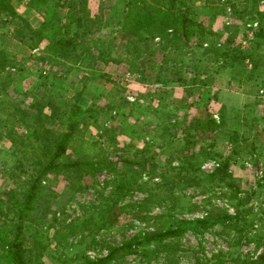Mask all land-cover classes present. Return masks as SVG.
<instances>
[{
    "label": "rangeland",
    "instance_id": "rangeland-1",
    "mask_svg": "<svg viewBox=\"0 0 264 264\" xmlns=\"http://www.w3.org/2000/svg\"><path fill=\"white\" fill-rule=\"evenodd\" d=\"M9 1L18 13L23 12L21 15L27 18L29 14L33 27L42 25L43 14L29 6L30 0ZM132 1L136 5L147 1L172 10L180 7L176 0ZM182 1L191 6L195 21L201 23L206 34L195 30L197 33L190 36L188 45L182 46L179 41L170 46L167 53L171 61L164 64L162 71L151 68L160 66L163 51L156 49L151 57H143L141 62L148 72L143 75L129 74L123 62L105 64L86 53H82L72 69L64 73L65 67L61 64H70V61L52 58L51 53L43 49L45 40L29 50L24 44L14 42L12 29L15 23L0 26V49L7 48L16 54L13 65L7 68L17 78L13 84L20 90L14 92L10 84L7 89L10 102L21 101L24 89L31 81L47 84L49 80H55L56 85L51 87L55 96L65 97L70 104L78 103L83 108L100 106L107 112L98 114L99 118L90 123L85 136L97 139L112 162L98 168L93 176H83L82 182L61 175L53 180L48 190L45 189L44 199L34 203L35 214L45 215L40 222L45 225L48 236L62 217L66 222L85 221L84 229L64 236L61 239L63 247L51 239L43 255L31 264H68L69 258L82 253L97 259L108 253L109 246L130 240H135L134 251L127 254L121 251L106 264L264 263L260 260V256H264V43L256 37V29L264 26V0ZM124 4L125 0H88L86 5L92 16L101 8L105 16L102 30H92L87 37L90 40L101 38L114 58L118 57L127 40L117 32L121 29L117 22L123 21ZM167 31L171 32L170 29ZM229 35H232L230 48L254 51L255 58H259V67L249 79L245 78L251 69L248 60L223 67L208 50L213 45H224ZM160 40L155 37L152 45L157 47ZM99 46H102L100 42ZM174 61L175 67L172 66ZM101 74L105 76L100 78ZM107 76L112 83L105 81ZM110 89L114 93L118 90V106L107 109L104 103L110 101L106 94ZM44 110L48 112V109ZM208 112L217 121L223 115L224 124L211 134L215 139V151L222 157H230L229 172L237 192L206 178L198 186L184 183L162 186L165 172L172 173L180 167L177 159L170 163L166 159L173 153V147L182 144L183 125L194 116ZM4 123L17 126L13 117L5 119ZM105 127L110 130L102 136ZM204 132L195 128L187 137L194 141L187 144L188 153L193 150L198 154L201 178L205 173L213 172L220 161L219 156L202 158L208 152L206 147L211 140L209 132ZM17 135L18 132L12 137ZM11 142L0 131V189L21 190L25 178L20 179L18 172L9 174L13 165H20L16 164L19 147H12ZM134 148H142L148 155L156 151L153 161L157 164V174L150 177L142 170L134 176L130 187L127 183L121 184L123 187L116 191L123 178L131 180L129 177L134 173L123 162ZM159 186L164 190L163 200L157 197ZM108 195L110 199L106 200ZM113 211L117 213V220L106 224L105 219ZM227 214L235 218L228 220ZM215 215L221 222L201 233L186 229L179 235L166 237L163 240L166 248L162 251L155 240L145 241V237L153 232L174 228L175 218L193 220ZM9 218L0 214V223L9 222ZM51 222L54 226L48 227ZM0 230L6 228L0 227Z\"/></svg>",
    "mask_w": 264,
    "mask_h": 264
},
{
    "label": "trees",
    "instance_id": "trees-1",
    "mask_svg": "<svg viewBox=\"0 0 264 264\" xmlns=\"http://www.w3.org/2000/svg\"><path fill=\"white\" fill-rule=\"evenodd\" d=\"M174 1L171 0V2ZM176 1L180 7L177 10H172L164 6L156 7L147 1L136 5L132 0H125V7L122 8L123 21L117 22L121 24V29L118 28L117 32L127 40L121 46L117 58L110 56V52L103 45L101 38L90 40L87 37L92 30L95 32L102 30L105 20L102 8L96 15L90 14V10L86 6L88 0H30L29 6L43 14L44 21L39 27H33L26 17L16 11L11 1L0 0V26H10L15 23L12 37L29 50L35 49L45 40L46 44L43 49L51 53L52 58L62 59L64 62L70 61V64H61L62 67H65L62 71L64 73L72 69L71 66L82 53H86L95 56L96 60L105 64L123 62L126 65L125 71L129 74L143 75L148 74L141 62L143 57H151L156 49L163 51L160 66L151 68V70L162 71L165 69V65L171 61L167 53L170 46L177 45L179 41L182 42V46L188 45L190 36L195 35L197 31L206 34L201 23L195 21L191 6L185 5L182 0ZM59 14H64V16ZM168 29L171 30L170 33L167 31ZM155 37L161 38L157 47L152 45ZM256 37L264 43V26L256 29ZM231 40L232 35H229L224 40V45H213L208 50L212 52V58L222 62L223 67L233 66L235 62L242 64L248 60L251 69L245 78L249 79L259 67V58H255L254 51L244 52L241 49L230 48L228 44L231 43ZM205 41L203 40V42ZM99 42L102 46H99ZM15 57L16 54L9 49H0V131H3L11 139V146H18L20 151L19 158L16 159V164L20 165H13V170L9 174L18 172L19 178H25L26 182L23 183L21 190L0 189V191L2 190L0 192V214L6 218L10 216L9 222L4 220L0 223L1 228H6V230H0L2 232L0 264H31L34 259L43 255L51 239L56 245L63 247L64 243L61 242V239L64 236L76 233L78 229L83 230L85 226V221L81 223L66 222L65 217H62L58 220V226L48 236L45 225L41 223L45 215L35 214L34 203L44 199L45 189L48 190L53 185V180L61 175L71 181L82 182L83 176H93L98 168L110 164L112 160L105 155L106 150L97 139L85 136L90 123L99 118L98 114L103 111V108L95 105L83 108L78 103L70 104L65 97L55 96L51 92V87L56 85L55 80H49L47 84L41 82L34 84L31 81L29 84L33 87L27 89L30 86L26 84L28 87L24 89L23 99L18 100V103L10 102V95L7 97V89L10 84H12L11 88L14 92L20 90L16 88L15 83L13 84L17 78L7 68L8 65H13L12 60ZM219 57L223 58L218 59ZM176 65L175 61L172 62L173 67ZM177 71L179 70L177 69ZM104 76L101 74L100 78ZM105 81L113 82L109 76ZM111 89L106 92L110 98L109 102L104 103L107 109L118 106L116 98L118 90L114 93ZM44 109H48V112L45 113ZM102 114H107V112L103 111ZM12 117L16 120L17 126L4 123L5 119ZM223 124V115H220L217 121L209 112L194 116L191 121L185 123L182 128L184 132L182 144L179 147H173V153L166 159L168 163L177 159L180 162V167L172 173L165 172L166 179H163L161 185L184 183L186 186H198L203 178H206L216 181L217 184H222L236 193L237 188H235L236 185L229 172L230 157H222L215 151V139L211 134L214 129L222 127ZM195 128H199L202 132L205 131L206 134L208 131V138L211 137L206 147L208 152L202 155V158L220 157V161L217 162L219 166L213 172L205 173L202 178L199 175L198 154L193 150L188 153L190 148L187 147L188 143L194 142L188 140L187 137L191 136L192 130ZM109 130V127H105L102 136ZM16 132L19 135L12 137V134ZM15 151L17 150L15 149ZM148 154V151H144L142 148H134L131 151V156L123 160L128 165L127 169L135 174H131L129 177L131 180L127 181L123 178L120 185L116 186V191L123 187L121 184L127 183V186L130 187L134 176L140 174L142 170H145L150 177L157 174V164L153 161L156 151H151L150 155ZM25 162L29 165H22ZM24 167L26 168L24 169ZM157 197L165 199L163 188H159ZM107 199H110L109 195ZM112 202H115L113 194ZM113 203L108 204L112 205ZM225 218L229 220L235 216L227 214ZM116 220L117 213L113 211L104 222L108 224ZM217 222H221L217 215L193 220L175 218L174 228L168 227L162 231L153 232L145 237V241L155 240L158 244L160 243L162 251L166 248L163 243L166 237L179 235L186 229L201 233ZM54 224L51 222L48 227L54 226ZM134 244L135 240H130L121 245L109 246L108 253L97 259H92L85 253L76 254L69 258L68 264L70 262L73 264H106L121 251L123 254L133 252ZM260 260L261 263L264 262L263 255L260 256Z\"/></svg>",
    "mask_w": 264,
    "mask_h": 264
},
{
    "label": "crops",
    "instance_id": "crops-1",
    "mask_svg": "<svg viewBox=\"0 0 264 264\" xmlns=\"http://www.w3.org/2000/svg\"><path fill=\"white\" fill-rule=\"evenodd\" d=\"M31 10H32V9H31ZM32 12H33V14H34L35 11L32 10ZM21 13H23V12H20V14H21ZM28 13H30V12H28ZM28 13H27V14H28ZM30 14L32 15V13H30ZM22 15H23L24 17H26V15H24V14H22ZM27 18H28V21H29L30 24H31V21H30V19H29V14H28V17H27ZM14 42H15L16 44H20L17 40H14Z\"/></svg>",
    "mask_w": 264,
    "mask_h": 264
}]
</instances>
